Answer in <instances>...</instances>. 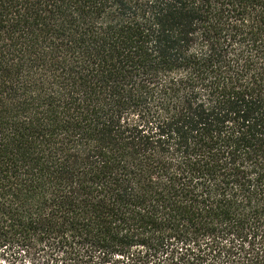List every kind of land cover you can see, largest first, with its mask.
<instances>
[{"label": "trees", "instance_id": "trees-1", "mask_svg": "<svg viewBox=\"0 0 264 264\" xmlns=\"http://www.w3.org/2000/svg\"><path fill=\"white\" fill-rule=\"evenodd\" d=\"M264 264V0H0V264Z\"/></svg>", "mask_w": 264, "mask_h": 264}, {"label": "rangeland", "instance_id": "rangeland-1", "mask_svg": "<svg viewBox=\"0 0 264 264\" xmlns=\"http://www.w3.org/2000/svg\"><path fill=\"white\" fill-rule=\"evenodd\" d=\"M6 264H11V263H7V262H6ZM16 264H19V263H16Z\"/></svg>", "mask_w": 264, "mask_h": 264}]
</instances>
